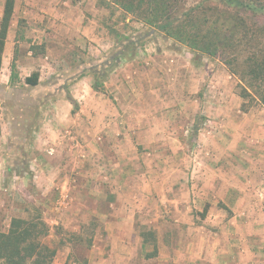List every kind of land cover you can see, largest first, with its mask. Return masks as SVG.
<instances>
[{
  "label": "rangeland",
  "instance_id": "obj_1",
  "mask_svg": "<svg viewBox=\"0 0 264 264\" xmlns=\"http://www.w3.org/2000/svg\"><path fill=\"white\" fill-rule=\"evenodd\" d=\"M3 7L0 0V21ZM120 51L119 63L110 67ZM36 70L41 87H27L25 78ZM94 70L107 73L98 90ZM239 93L238 78L219 58L192 52L117 7L99 6L98 0H16L0 75V231H8L13 218H40L49 228L45 242L57 250L52 264H177L179 251L188 264H215L217 247L232 251L247 238V229L262 231L264 224L254 218L233 222L223 204L211 215V204L194 196V167L187 178L180 165L185 158L184 165L199 167L195 152L205 147L218 153L231 148L235 156L249 149L220 123L233 117L221 105L238 101L237 114L252 111L262 122L256 133L264 138V106L244 102ZM173 100L201 102L190 108L189 124L177 125L178 139L131 133L141 126L140 115L149 125L155 115L151 127L168 129L173 111L183 115V108H168ZM124 106L126 114L120 111ZM120 115L126 117L120 125L124 140L115 138L116 128L103 127L107 117ZM199 128L207 132L201 141ZM211 133L220 137L217 145L208 139ZM159 147L165 161L153 155ZM259 152L253 162L264 171V149ZM119 158L127 164L125 172L114 168ZM240 160L247 164V158ZM170 163H176L174 169ZM172 178L179 210L159 204L162 195L155 188L156 180ZM139 231H153L157 246L164 243L170 251L147 261L135 243ZM260 239L257 235L256 243ZM254 255L253 261L264 260L263 251Z\"/></svg>",
  "mask_w": 264,
  "mask_h": 264
},
{
  "label": "trees",
  "instance_id": "obj_2",
  "mask_svg": "<svg viewBox=\"0 0 264 264\" xmlns=\"http://www.w3.org/2000/svg\"><path fill=\"white\" fill-rule=\"evenodd\" d=\"M99 6L117 7L123 13L163 33L167 39L192 52L219 58L230 74L239 80V96L244 102L264 106V0H98ZM16 0H4L0 21V75L6 39ZM123 51L109 60L117 66ZM93 88L102 85L107 73L94 70ZM11 81L16 78L12 65ZM39 73L25 78L36 86ZM71 98V97H70ZM73 101V99H70ZM246 104V103H245ZM1 134V126H0ZM49 228L40 218H13L8 231H0L2 264H52L57 250L45 242ZM144 242L154 238L143 233Z\"/></svg>",
  "mask_w": 264,
  "mask_h": 264
},
{
  "label": "crops",
  "instance_id": "obj_3",
  "mask_svg": "<svg viewBox=\"0 0 264 264\" xmlns=\"http://www.w3.org/2000/svg\"><path fill=\"white\" fill-rule=\"evenodd\" d=\"M6 45V44H5ZM3 59V58H2ZM2 70V68H1ZM17 70V69H16ZM12 71V66H11ZM35 72L39 73V70H36ZM34 73V72H33ZM31 74H28L27 77H29ZM188 75L185 76V78ZM11 77V73H10ZM11 80V78H10ZM42 84L40 73H39V83L36 86H29L31 88H40ZM214 88H217V86H212ZM69 96V100L73 99V97ZM63 102V101H62ZM40 102L36 103V107H38ZM61 104H64L61 103ZM232 104L235 105V113H234V107H232ZM238 101L235 103H231L229 105H221L224 108V115L229 117L230 114L233 115V118L226 119L224 117L221 119L220 123H222V126H224L226 131L232 132L233 135L234 132L237 135L241 136V139H238L239 141L242 140L244 145H248L250 147H247L249 149L243 148L241 151H236V156L233 155V150L230 148L225 152L220 151V153L216 151H211L213 148L205 147L201 149H197L195 154L197 153L198 158L195 159L197 162L199 160V167L197 165L192 166L191 163L189 165H184L186 163V160L184 158V163L180 165V169L184 170L185 173H187V178H189V174H193V176H196V179L192 181L191 184L192 188L195 189L194 196L199 199L200 202L202 200L205 202V204H211L210 208V214L213 215V213L216 211H219L218 204H223L228 206L233 213L232 220L233 222L237 221H244L246 219H256L257 221H260L261 224H264V181L261 180V178L264 175V171L262 169H257L256 165L254 164V160L256 155H261L259 152L260 150L264 149L263 147H256L255 143H258V145H262L264 143V138L260 137L261 135H258L256 133V128H262L257 126L259 123H262L261 121H258L254 116L252 111L245 113V111H242L241 109L238 110L239 114L236 113V107L240 106L238 105ZM200 107L201 102H199L198 105H195L192 101L186 100V101H179L176 102L175 100L171 101L168 105V108H172L173 110L183 108V115L181 114V111H175L172 112L173 115L170 118H168V129L159 130L155 127H151V123L155 121L156 116L153 115L151 118L150 125L148 124V121L145 123V119L143 115H140L138 119H136V122L140 121L141 126L137 128V130L132 131L131 133L135 132L136 136L142 137L143 134H152L153 137L158 138L159 140L162 139L163 136L166 135L167 138H170V141L178 139L180 136L179 129L181 126H177L181 121H183L185 124H189V121L191 119V113L190 108L191 107ZM67 108V111L70 113V107L69 105H65V109ZM121 113L126 114V106H124V112H122V107H120ZM247 112V111H246ZM42 119V118H41ZM40 119V120H41ZM108 120H106L105 124L103 125L104 128L111 129L112 127L116 128V136L115 138L118 140H124V136H126V132L122 129L120 126L123 123H126V117H123V115H120L119 117H107ZM118 120V121H114ZM129 120V118H128ZM224 122H223V121ZM159 122H165L162 118L158 120ZM237 121V122H236ZM52 122H56L53 120ZM214 125H216V121H213ZM234 122L237 125L235 126ZM138 124V123H137ZM167 124V122H166ZM59 125V123H58ZM118 125V127H116ZM233 125V126H232ZM187 126V127H186ZM188 125H184V131L188 130ZM188 132V131H187ZM205 128L196 131L197 137L199 138V141H201L202 137L207 134L204 133ZM244 132L246 133V136H243ZM251 135L249 136V134ZM42 132H40L41 136ZM95 134L94 132L92 135ZM212 134V133H211ZM91 135V136H92ZM205 137V136H204ZM251 137V138H250ZM208 139H211L212 142L217 145L218 140H220V137L216 134H212V136H208ZM257 149V150H255ZM153 155L156 159L159 161H165V151L164 149H157V151H153ZM243 158H247V164L242 163ZM185 157H188V154L185 152ZM171 167L174 169L176 166V163H170ZM127 164H123L121 158H119V162H117V165L114 167L117 169V171L125 172V167ZM194 167V168H193ZM193 168L192 172L191 169ZM157 171H160L158 169ZM189 171V172H186ZM175 172H180L179 170H175ZM191 172V173H190ZM196 172V173H195ZM172 177V175H170ZM259 177V179H257ZM158 179H160L158 177ZM189 180V179H188ZM175 182L174 179H167L163 180V183L161 181L156 180V190L159 191L162 195H157L160 202H164L166 204H169L170 206H179L181 203L179 201L174 200L176 195L175 188ZM180 183V182H179ZM171 189V193L168 191ZM258 189V190H257ZM261 189V190H259ZM164 190H167V194ZM185 190L190 192L191 187H189V184L186 185ZM258 191V192H257ZM186 193V192H185ZM167 195V196H166ZM186 196V195H185ZM221 208V207H220ZM222 209V208H221ZM177 210H179L177 208ZM224 210V209H222ZM179 211H177L178 213ZM180 213V212H179ZM209 214V215H210ZM260 215V217H259ZM262 231H259L256 229L255 231H249L247 229V233L245 236L247 237L244 241L241 242L240 246L237 247V245L233 244L232 251L231 247H227V245L219 246L217 247L219 250V253L217 255L216 263L215 264H264L263 259H257L253 261L252 257L256 256L254 255L255 252H264V225H262ZM151 232V231H148ZM147 233V231H146ZM151 233L154 234L153 239H149V242H144L143 233L141 231L138 232L139 237L136 238L135 243L139 245L140 249V256L144 254L145 259L147 261H151L153 259H161L164 252L170 251L169 247L166 246L164 243L161 245L159 244L157 246V236L152 231ZM223 233V232H222ZM122 234V232H121ZM164 235V233H162ZM238 234V233H237ZM256 234V235H254ZM163 235L160 234V237H163ZM259 235L261 239L257 241L256 243V237ZM128 236V235H127ZM244 236V235H243ZM256 236V237H255ZM241 241V239H240ZM258 245H263V247L260 249ZM242 247V252H240V248ZM172 251L174 250L171 246ZM179 255L182 256L181 260H176L177 264H188V258H185V254H183L181 251H179ZM144 259V258H143Z\"/></svg>",
  "mask_w": 264,
  "mask_h": 264
}]
</instances>
